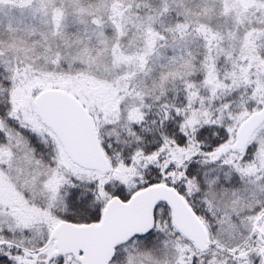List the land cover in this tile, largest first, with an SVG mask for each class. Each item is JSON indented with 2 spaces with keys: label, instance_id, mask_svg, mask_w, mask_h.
Returning a JSON list of instances; mask_svg holds the SVG:
<instances>
[{
  "label": "snow or ice",
  "instance_id": "snow-or-ice-1",
  "mask_svg": "<svg viewBox=\"0 0 264 264\" xmlns=\"http://www.w3.org/2000/svg\"><path fill=\"white\" fill-rule=\"evenodd\" d=\"M0 264H264V0H0Z\"/></svg>",
  "mask_w": 264,
  "mask_h": 264
}]
</instances>
